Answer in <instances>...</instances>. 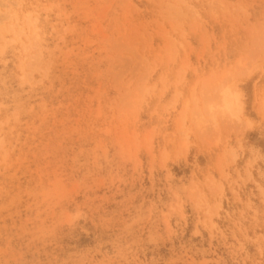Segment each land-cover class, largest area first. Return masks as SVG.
<instances>
[{"label": "rangeland", "instance_id": "1", "mask_svg": "<svg viewBox=\"0 0 264 264\" xmlns=\"http://www.w3.org/2000/svg\"><path fill=\"white\" fill-rule=\"evenodd\" d=\"M0 264H264V0H0Z\"/></svg>", "mask_w": 264, "mask_h": 264}, {"label": "bare ground", "instance_id": "2", "mask_svg": "<svg viewBox=\"0 0 264 264\" xmlns=\"http://www.w3.org/2000/svg\"><path fill=\"white\" fill-rule=\"evenodd\" d=\"M235 92V91H234ZM236 93V92H235ZM232 94V93H231ZM241 94V93H240ZM233 95V94H232ZM236 95V94H235ZM226 96V95H225ZM228 96V95H227ZM229 96H230V94H229ZM233 98H234V96H232ZM226 98V97H225ZM231 98V97H230ZM230 98L228 97V99L230 100ZM237 98H239L238 96H237ZM234 100H236V98H234ZM233 101V100H232ZM231 102V101H230ZM236 102H240L241 103V101H238V100H236ZM240 103H238V105L240 104ZM230 104H232V102L230 103ZM225 105H226V102H225ZM228 105H229V103H228ZM227 105V106H228ZM241 106V105H240ZM234 103H233V107H232V109H234ZM231 108V107H230ZM240 109H241V107H239ZM239 108H236V110L235 111H237V109H239Z\"/></svg>", "mask_w": 264, "mask_h": 264}]
</instances>
